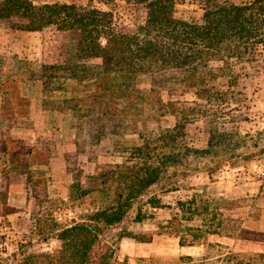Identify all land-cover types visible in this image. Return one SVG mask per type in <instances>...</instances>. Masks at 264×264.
Instances as JSON below:
<instances>
[{"label": "rangeland", "instance_id": "374dc122", "mask_svg": "<svg viewBox=\"0 0 264 264\" xmlns=\"http://www.w3.org/2000/svg\"><path fill=\"white\" fill-rule=\"evenodd\" d=\"M32 1L111 11L117 25L128 29H136L146 17L144 5L137 0ZM203 9L197 0H181L174 15L202 22ZM261 17L260 35L242 59L233 57L228 65L211 62L214 67L223 66L212 91L220 100L209 102L193 90L163 92L164 101L173 103L167 115L158 121L139 122L138 130L118 128L103 137L101 154L84 161L80 155L74 157L72 166L84 172L80 190L72 186L76 173L66 169L67 155L78 152V119L71 108H45L37 78L44 65L78 62L76 40L70 31L56 26L27 31L0 22V68L5 74L15 70L19 75L29 73L19 82L21 95L30 102L25 106L27 115L21 114L25 126L13 128L11 137L22 139L27 148L48 159L47 164L28 168L33 179L41 181V199L36 202L27 172L8 160L0 136V181L7 182L8 201L20 209L8 216L10 227L2 228L14 240L7 243L9 252L16 251V242L24 238L37 251L57 248L60 242L55 237L45 241L34 233L38 218L43 229L55 223L62 226L110 208L120 193L125 201L128 182L89 176L110 165L122 164L128 172L147 162L159 171L158 180L131 200L121 222L101 225V241L112 248L109 264H234L231 257L235 254L264 253V15ZM68 83H54L61 89L47 99L79 97L82 87L72 80ZM70 85L74 90L67 88ZM139 87L148 90L149 85L140 82ZM1 104L0 91V109ZM184 106L191 107L189 112L183 110L188 116H183ZM174 107L180 112L173 113ZM160 130L171 137L169 142L157 140ZM141 132L150 143L143 153L136 148L145 141ZM139 211L144 218L137 221ZM132 236L152 239L144 242Z\"/></svg>", "mask_w": 264, "mask_h": 264}, {"label": "trees", "instance_id": "16d2710c", "mask_svg": "<svg viewBox=\"0 0 264 264\" xmlns=\"http://www.w3.org/2000/svg\"><path fill=\"white\" fill-rule=\"evenodd\" d=\"M137 1L144 5L146 17L136 29H128L117 25L111 11L93 6L60 1L0 0V22L10 28L39 31L56 26L59 30L70 31L76 40L78 62L47 64L37 75L45 96L43 106L71 108L78 119V152L69 153L66 158L67 171L76 173L72 185L76 190L83 187L81 176L84 172L83 168L72 166V161L76 163L74 157L80 155L84 161L85 157L101 154L98 151L103 137L115 133L118 128L138 130L139 122L158 121L159 117L167 115L173 103L164 101L163 92L193 90L209 102L219 99L212 91L220 75L217 71L223 66L214 67L211 62L219 60L228 65L233 57L242 59L262 28L264 0H238L239 3L235 0H197L204 5L202 22L175 17V6L181 0ZM27 76L29 73L19 75L16 70L5 74L0 68V136L2 151L11 163H17V169L27 172L33 196L39 202L41 181L34 180L28 168L31 164H47L48 159L37 150L27 148L22 139L11 137L13 128L25 126L21 114L27 115L25 106L30 102L21 95L19 82ZM68 80L82 87L79 97L47 99L61 89L54 87V83L69 84ZM140 82H146L148 90H142ZM67 88L74 90L71 85ZM189 109L188 106L181 108L187 112ZM176 111L179 110L174 107L172 112ZM187 112L183 111V116H188ZM160 132L157 140L169 142L171 137L163 135L166 131ZM140 135L145 141L136 148L143 153L150 143L144 132ZM123 168L126 169L122 164L110 165L89 177L128 182L125 201L120 193L110 208L94 212L87 220H72L62 226L55 223L43 229L38 218L34 233L45 241L55 237L60 245L53 250L37 251L32 242L24 238L16 242V251L9 252L7 243L14 240L2 228L10 227L8 216L20 209L8 201V184L1 180L0 264H109L112 248L101 241V225L121 222L131 200L139 197L144 188L153 185L159 177V171L147 162L128 172ZM42 192L45 196V188ZM143 218L139 211L136 220ZM132 237L144 242L152 239V236ZM235 256L231 257L234 264H264V253Z\"/></svg>", "mask_w": 264, "mask_h": 264}]
</instances>
